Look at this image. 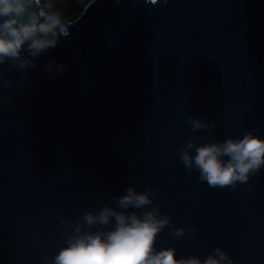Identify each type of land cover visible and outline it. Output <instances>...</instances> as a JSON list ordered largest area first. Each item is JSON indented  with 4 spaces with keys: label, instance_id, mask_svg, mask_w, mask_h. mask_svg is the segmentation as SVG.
I'll return each instance as SVG.
<instances>
[{
    "label": "water",
    "instance_id": "95a60500",
    "mask_svg": "<svg viewBox=\"0 0 264 264\" xmlns=\"http://www.w3.org/2000/svg\"><path fill=\"white\" fill-rule=\"evenodd\" d=\"M65 24L56 47L29 57L36 68L0 66L13 84L0 104V264H43L65 246L61 219L115 208L129 186L153 188L189 232L164 228L157 250L203 260L219 247L264 264V167L233 190L180 160L188 139H264V0H89ZM52 61L65 69L49 75ZM189 116L215 128L193 132Z\"/></svg>",
    "mask_w": 264,
    "mask_h": 264
},
{
    "label": "clouds",
    "instance_id": "9594fccd",
    "mask_svg": "<svg viewBox=\"0 0 264 264\" xmlns=\"http://www.w3.org/2000/svg\"><path fill=\"white\" fill-rule=\"evenodd\" d=\"M119 2V0H116ZM158 0H144L156 5ZM166 4L168 0H160ZM67 25L60 14L53 11L46 0H0V66L11 62L13 68L25 70L36 68L29 57H38L44 51L56 47L61 36H67ZM25 45L28 55H24ZM66 66L55 61L44 66L63 71ZM26 80L27 77H24ZM13 87L12 81L0 71V104L11 103L3 94ZM192 131L215 128V124L188 117ZM194 150V155L192 151ZM180 160L188 171L195 169L198 179L212 188L235 190L237 183L245 184L249 178L264 167V139L247 131L242 138L228 137L197 146L193 140L185 141L180 150ZM254 189L249 185L248 191ZM155 190L148 187L143 192L129 186L125 194L112 198L115 208L105 204L97 213L87 212L75 224L60 220L65 227L64 244L51 259L44 256L43 264H234L232 258L221 248H215L203 260L196 256L176 258L172 247L156 249V239L164 228L169 236L179 240L189 237L181 227H173L171 218L154 205ZM147 206H151L147 210ZM119 209V210H117ZM129 209H133L129 211ZM139 210V212L135 210ZM111 227L105 229L104 226ZM87 226V227H85ZM96 226V231H91ZM196 230L191 229L195 235Z\"/></svg>",
    "mask_w": 264,
    "mask_h": 264
},
{
    "label": "rangeland",
    "instance_id": "374dc122",
    "mask_svg": "<svg viewBox=\"0 0 264 264\" xmlns=\"http://www.w3.org/2000/svg\"><path fill=\"white\" fill-rule=\"evenodd\" d=\"M89 0H46L53 11L60 14L65 22L75 19Z\"/></svg>",
    "mask_w": 264,
    "mask_h": 264
}]
</instances>
